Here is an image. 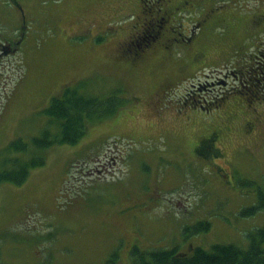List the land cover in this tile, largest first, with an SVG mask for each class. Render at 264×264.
Masks as SVG:
<instances>
[{
    "label": "rangeland",
    "instance_id": "rangeland-1",
    "mask_svg": "<svg viewBox=\"0 0 264 264\" xmlns=\"http://www.w3.org/2000/svg\"><path fill=\"white\" fill-rule=\"evenodd\" d=\"M0 34L20 40L0 149L39 137L64 87L123 103L0 186V264H132L133 246L246 247L264 226L240 213L264 192V0H0Z\"/></svg>",
    "mask_w": 264,
    "mask_h": 264
},
{
    "label": "trees",
    "instance_id": "trees-1",
    "mask_svg": "<svg viewBox=\"0 0 264 264\" xmlns=\"http://www.w3.org/2000/svg\"><path fill=\"white\" fill-rule=\"evenodd\" d=\"M136 46L140 47L138 44ZM76 87H64L61 94L51 97L49 106L43 109L47 122L39 137H32L29 141L22 137L13 139L0 149V186L23 185L33 170L44 166L45 150L54 144L75 145L85 137L90 122L114 116L123 105L122 101L114 97L115 93L102 98L81 93ZM50 126L56 128L57 132L53 129L51 131ZM210 142H207V148L211 146L208 145ZM198 148L203 157L214 158L215 148L208 151L202 143ZM255 191L256 203L240 212L244 217L264 209V192L258 188ZM192 226L195 234L205 233L210 227L204 221L196 222ZM190 228L186 226L183 232L186 233ZM246 238V247L219 243L210 245L208 250L193 246L187 252L180 251L177 246L144 251L133 246L130 249V259L132 264H264V226L251 231ZM116 258L113 254L105 264H115Z\"/></svg>",
    "mask_w": 264,
    "mask_h": 264
},
{
    "label": "flooded vegetation",
    "instance_id": "flooded-vegetation-1",
    "mask_svg": "<svg viewBox=\"0 0 264 264\" xmlns=\"http://www.w3.org/2000/svg\"><path fill=\"white\" fill-rule=\"evenodd\" d=\"M19 41L20 40H12V38L8 35H2L0 34V63H2L3 59L6 58L9 55L14 54L15 50L17 47L14 46V44L19 46ZM1 82V81H0ZM11 94V93H10ZM202 144H206L207 142L213 140L209 136L206 138H203Z\"/></svg>",
    "mask_w": 264,
    "mask_h": 264
},
{
    "label": "bare ground",
    "instance_id": "bare-ground-1",
    "mask_svg": "<svg viewBox=\"0 0 264 264\" xmlns=\"http://www.w3.org/2000/svg\"><path fill=\"white\" fill-rule=\"evenodd\" d=\"M211 155V154H210ZM218 161V160H217Z\"/></svg>",
    "mask_w": 264,
    "mask_h": 264
}]
</instances>
